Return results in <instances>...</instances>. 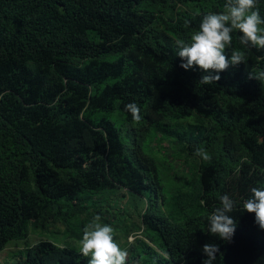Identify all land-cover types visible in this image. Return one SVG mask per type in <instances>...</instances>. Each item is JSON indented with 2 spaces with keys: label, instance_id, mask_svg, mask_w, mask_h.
Listing matches in <instances>:
<instances>
[{
  "label": "trees",
  "instance_id": "obj_1",
  "mask_svg": "<svg viewBox=\"0 0 264 264\" xmlns=\"http://www.w3.org/2000/svg\"><path fill=\"white\" fill-rule=\"evenodd\" d=\"M225 3L0 0V251L26 238L29 225L44 227L62 210L68 219L75 200L78 215L96 207L85 206L81 193L123 188L161 197L139 217L158 239L136 238L131 259L138 264H202L206 243L219 247L214 264H264V231L254 214L239 211L250 189L264 184V80L249 78L264 71V50L241 45L234 31L232 46L246 63L207 85L199 82L204 73L184 70L177 56L176 40L189 42L202 17L223 12ZM258 8L264 17V0ZM131 103L139 122L126 111ZM190 114L197 120L178 128ZM121 124L137 134L132 158ZM157 135L180 147L175 157L195 156L199 147L209 159L188 182L166 169V158L158 166ZM160 169L178 180L168 203ZM223 194L237 201L231 242L208 232L207 217ZM87 261L39 240L18 264Z\"/></svg>",
  "mask_w": 264,
  "mask_h": 264
},
{
  "label": "clouds",
  "instance_id": "obj_2",
  "mask_svg": "<svg viewBox=\"0 0 264 264\" xmlns=\"http://www.w3.org/2000/svg\"><path fill=\"white\" fill-rule=\"evenodd\" d=\"M259 0H226L224 11L208 13L202 17L198 30L190 35V41L177 39V56L184 70L199 69L204 75L201 84H213L219 81V73L246 63L245 53L232 46V33L238 31L240 44L245 47L264 50V17L258 8ZM188 22L186 21V25ZM226 50H231L230 58ZM250 79L264 80V71ZM132 119L139 122L142 117L135 103L125 106ZM194 155L204 160L209 159L206 150L197 147ZM237 211V201L230 194L220 196V206L207 217L208 232L219 239L231 242L236 222L229 215ZM241 213L254 214V223L264 231V184L250 189V195L242 200ZM99 215L85 225L79 252L88 258L87 264H127L128 252L120 247L114 238V229L102 224ZM203 254L207 257L202 264H214L220 251L216 244L206 243Z\"/></svg>",
  "mask_w": 264,
  "mask_h": 264
},
{
  "label": "rangeland",
  "instance_id": "obj_3",
  "mask_svg": "<svg viewBox=\"0 0 264 264\" xmlns=\"http://www.w3.org/2000/svg\"><path fill=\"white\" fill-rule=\"evenodd\" d=\"M197 118L190 114L185 118H181L180 123L183 125H177L178 128H184L189 124L194 123ZM120 131L121 139L124 142L125 153L131 158L134 156L132 145L134 138L136 137L135 129L121 124ZM156 141L151 143V146L161 153L157 157L158 166L161 164V158H166L170 162L166 168L176 171L179 176L185 177L186 181H191L190 175L195 172L196 165L202 161L201 157H187L185 154H181L180 157H175L176 152L180 147H177L172 141L166 138L159 140V135ZM156 155V151L153 153ZM161 167V165L159 166ZM162 169H165L162 167ZM161 171V169H160ZM160 176V184L162 185V191L167 198V203L170 202V197L175 189L176 182L178 180L168 178L164 170L158 175ZM187 182V183H188ZM84 196L88 197V201L84 203L85 206L96 205L87 210H82L78 215V209L74 207L75 202L71 203V206L64 207L67 211H71V215L67 219L63 214L65 211H61V214L57 215V219L49 224H45L44 227H38L34 229L32 225L28 226V236L23 239L9 240L5 248L0 251V264H18L25 251L26 247L35 244L39 240L49 241L58 246L66 247L74 252L79 251L80 240L83 235V228L86 224L91 222L94 216L99 215L101 217L102 224H108L114 229V238L120 247L128 252L127 264H138L135 259H131L132 253L139 250L140 243L136 241V238L150 239L153 243H156L157 232L153 229L144 226L139 219L141 213L148 206L152 208V204L156 202V197L144 193V196L133 194L126 189L121 188H105L99 191H87L79 195V199H83ZM77 198V199H78ZM158 202L160 204L161 197L158 195ZM170 207V206H169ZM84 209V206L82 207ZM154 209V208H153ZM155 210V209H154ZM153 210V211H154ZM85 222V223H84ZM128 235V236H127ZM150 244V243H149ZM130 254V255H129Z\"/></svg>",
  "mask_w": 264,
  "mask_h": 264
}]
</instances>
